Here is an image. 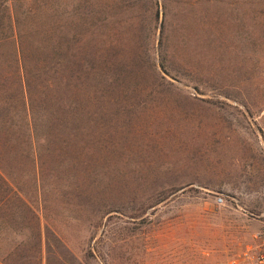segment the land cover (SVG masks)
Instances as JSON below:
<instances>
[{
	"label": "rangeland",
	"instance_id": "1",
	"mask_svg": "<svg viewBox=\"0 0 264 264\" xmlns=\"http://www.w3.org/2000/svg\"><path fill=\"white\" fill-rule=\"evenodd\" d=\"M13 21L31 65L51 61L36 40L60 42L61 68L37 76L61 92L81 71V54H107L117 72L79 119L91 126L78 144L85 136L92 146L1 143L0 166L30 186L48 226L41 257L26 237L23 249L2 242L0 264H230L258 251L264 0H0V38H12ZM118 40L125 49H114ZM79 80L82 98L88 80Z\"/></svg>",
	"mask_w": 264,
	"mask_h": 264
},
{
	"label": "trees",
	"instance_id": "2",
	"mask_svg": "<svg viewBox=\"0 0 264 264\" xmlns=\"http://www.w3.org/2000/svg\"><path fill=\"white\" fill-rule=\"evenodd\" d=\"M9 26L13 28L12 38L7 36L0 38V120L4 122L1 128L6 134V138L0 139V145L8 142L9 145L14 144L12 145L14 147L24 146L26 151L29 148L34 151L36 146L41 148L42 145L49 148L53 143L58 145V148L63 144L64 150L67 151H69L67 146L72 147L70 151L92 146L85 136L82 144H78L82 134L88 136L91 126L82 125L79 119L81 116L92 115L91 100L98 98L103 101L106 98L109 89L112 88L111 85L116 82L115 62L110 65L107 54L97 60L91 59L89 54L79 55L75 64L80 66L81 71L76 72L66 91L61 92L51 77L48 79L38 77L42 67L48 66L54 72L61 68L65 57L58 52L60 42L56 39L36 40L34 44L37 43L46 53V58H50L51 61L45 60L46 65L43 66L31 65L30 49L24 47L25 38L15 36V30L20 29L19 25L13 21ZM6 45L12 48L8 57L3 58L2 51ZM113 47L125 49L123 40L115 41ZM79 79L88 80L85 81L88 84L83 83L88 92L82 98L79 97ZM92 81H96L94 85ZM20 117L24 118L22 124L25 125L17 124ZM27 129L31 131V139L26 135ZM57 135L60 136V141L50 138ZM20 136L23 137V142L19 141ZM21 143L23 145H20ZM61 160L63 164L68 165L75 162V158L69 155L66 157L61 155ZM61 254L68 258L72 256V251L65 244Z\"/></svg>",
	"mask_w": 264,
	"mask_h": 264
},
{
	"label": "crops",
	"instance_id": "3",
	"mask_svg": "<svg viewBox=\"0 0 264 264\" xmlns=\"http://www.w3.org/2000/svg\"><path fill=\"white\" fill-rule=\"evenodd\" d=\"M5 169L0 166V250L3 241L9 242L7 249H23L27 237L29 241L37 243L35 247L39 251L36 256L41 257L43 246H47V214L41 211L40 200L38 207H34L32 200L27 198L30 186L26 190V185L18 184ZM4 264L15 263L12 261Z\"/></svg>",
	"mask_w": 264,
	"mask_h": 264
},
{
	"label": "built area",
	"instance_id": "4",
	"mask_svg": "<svg viewBox=\"0 0 264 264\" xmlns=\"http://www.w3.org/2000/svg\"><path fill=\"white\" fill-rule=\"evenodd\" d=\"M222 200V198H219V201ZM230 264H264V234L260 238L258 251H247L234 259Z\"/></svg>",
	"mask_w": 264,
	"mask_h": 264
}]
</instances>
